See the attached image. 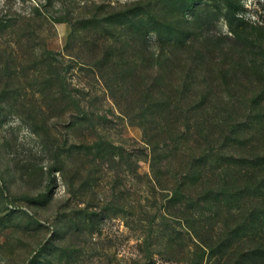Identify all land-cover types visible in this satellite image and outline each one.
<instances>
[{
    "label": "rangeland",
    "instance_id": "1",
    "mask_svg": "<svg viewBox=\"0 0 264 264\" xmlns=\"http://www.w3.org/2000/svg\"><path fill=\"white\" fill-rule=\"evenodd\" d=\"M151 1L0 0V264H143L146 251L152 264H194L198 251L202 264H213L194 236L185 239L182 220L159 221L169 219L170 236L156 230L147 238L140 228V205L177 208L170 193L154 189L151 148L125 115L137 103L115 102L93 67L122 35L134 46L144 42L104 19ZM240 5V17L264 28V0ZM213 27L231 35L223 15ZM143 29L157 44L145 17ZM45 51L65 69L71 64L67 91L44 84L55 65Z\"/></svg>",
    "mask_w": 264,
    "mask_h": 264
},
{
    "label": "trees",
    "instance_id": "2",
    "mask_svg": "<svg viewBox=\"0 0 264 264\" xmlns=\"http://www.w3.org/2000/svg\"><path fill=\"white\" fill-rule=\"evenodd\" d=\"M242 1L153 0L109 16L106 24L127 25L144 42L134 46L122 35L93 65L115 102L137 103L125 115L151 148L154 189L170 193L177 208L140 205V228L147 238L156 230L170 236L169 219L159 221L182 220L185 239L194 236L213 264H264V28L238 15ZM221 15L231 35L214 31ZM144 17L158 45L145 39ZM44 54L55 64L44 84L67 91L71 64L65 69L52 51ZM145 253L143 264H152ZM195 255L197 264L203 255Z\"/></svg>",
    "mask_w": 264,
    "mask_h": 264
}]
</instances>
